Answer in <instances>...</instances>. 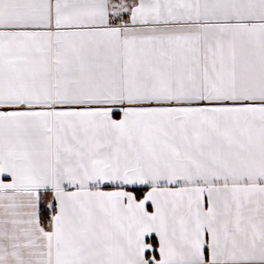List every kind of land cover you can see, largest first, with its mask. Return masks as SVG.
Returning a JSON list of instances; mask_svg holds the SVG:
<instances>
[{
    "label": "snow or ice",
    "instance_id": "1",
    "mask_svg": "<svg viewBox=\"0 0 264 264\" xmlns=\"http://www.w3.org/2000/svg\"><path fill=\"white\" fill-rule=\"evenodd\" d=\"M0 264H264V0H0Z\"/></svg>",
    "mask_w": 264,
    "mask_h": 264
}]
</instances>
